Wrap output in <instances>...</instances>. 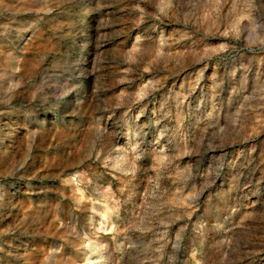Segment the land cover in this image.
<instances>
[{
  "label": "rangeland",
  "instance_id": "rangeland-1",
  "mask_svg": "<svg viewBox=\"0 0 264 264\" xmlns=\"http://www.w3.org/2000/svg\"><path fill=\"white\" fill-rule=\"evenodd\" d=\"M0 264H264V0H0Z\"/></svg>",
  "mask_w": 264,
  "mask_h": 264
}]
</instances>
